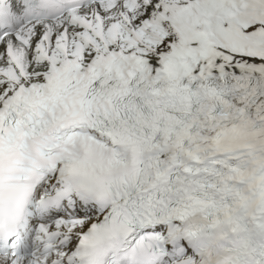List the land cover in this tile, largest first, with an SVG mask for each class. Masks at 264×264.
<instances>
[{
	"label": "snow or ice",
	"instance_id": "6c2138e0",
	"mask_svg": "<svg viewBox=\"0 0 264 264\" xmlns=\"http://www.w3.org/2000/svg\"><path fill=\"white\" fill-rule=\"evenodd\" d=\"M0 264H264V0H0Z\"/></svg>",
	"mask_w": 264,
	"mask_h": 264
}]
</instances>
